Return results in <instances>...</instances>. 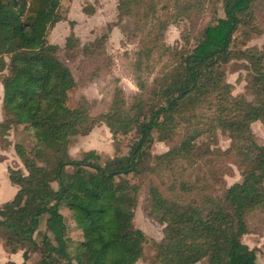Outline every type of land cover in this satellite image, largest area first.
I'll return each instance as SVG.
<instances>
[{"label":"trees","instance_id":"trees-1","mask_svg":"<svg viewBox=\"0 0 264 264\" xmlns=\"http://www.w3.org/2000/svg\"><path fill=\"white\" fill-rule=\"evenodd\" d=\"M206 1L158 6L159 0H117V15L132 20L130 32L139 37L137 92L127 102L115 86L107 111L95 118L86 98L73 108L66 104L76 81L57 58L58 45L47 40L64 17L60 1L0 0V138L25 125L35 140L29 149L14 146L25 173L7 169L16 190L0 205V240L8 253L22 250L23 259L4 264H74L76 256L80 264L136 263L146 236L133 223L132 207L142 189L147 215L163 224L159 264L204 258L208 264H256L254 249L241 238L249 231L248 215L264 214V145L250 128L254 121L264 126V48L241 47L261 33L256 17L264 0H221L223 16L196 31L191 46L165 44L167 26L198 18ZM189 35L182 36L185 43ZM103 39L87 48L96 61L104 54ZM75 45L70 34L67 51ZM234 59L245 62L251 100L231 94L222 67ZM97 122L108 127L114 155L104 158L91 149L71 156L76 137ZM217 130L230 138L228 148L215 146ZM120 133L130 134L125 145ZM155 140L168 149L153 154ZM230 163L241 180L226 185ZM123 200L128 205L121 207ZM61 208L68 209L82 239L67 235ZM39 245L40 258L28 262Z\"/></svg>","mask_w":264,"mask_h":264},{"label":"rangeland","instance_id":"rangeland-1","mask_svg":"<svg viewBox=\"0 0 264 264\" xmlns=\"http://www.w3.org/2000/svg\"><path fill=\"white\" fill-rule=\"evenodd\" d=\"M64 11V17L59 20L48 31L47 40L58 45L56 56L71 71L76 85L72 88L66 98V104L73 108L81 98H86L92 103L90 113L95 118L107 111L112 99L115 86L122 88L126 101L137 92V85L134 77V61L138 50V38L131 34L132 20L119 17L117 0H59ZM174 0H159L158 6L162 4L172 5ZM174 7L171 6V13ZM198 18L181 19L178 23H170L163 36L165 44L171 47H189L193 43L191 38L196 31L203 28L208 22H213L217 17L223 16L221 0H207L200 10ZM257 24L261 30L259 35H254L245 46L261 50L264 48V8L257 15ZM72 34L76 40L73 53L65 47L67 37ZM190 34V35H189ZM189 35L188 43L182 36ZM103 39L104 54L96 58L91 57L87 48L96 39ZM166 60L165 58L163 61ZM225 78L232 85L233 96H243L247 100L252 95L246 91V69L242 60H231L223 65ZM159 65L153 69L150 79L155 76ZM6 74V71L3 72ZM3 90L0 85V121L3 119L2 111ZM254 138L259 144L264 145V126L260 121L250 124ZM31 130L25 125H19L8 131L5 137L0 138V205L10 200L16 188L8 180V168H19L25 173L23 165L15 152V144H22L29 149L35 142L30 134ZM118 139L125 145L130 139V134L120 133ZM215 146L226 149L230 145V138L227 134L217 130L215 133ZM113 139L108 127L103 122H97L86 135L76 137L74 143L68 148L71 156L79 157L82 150L94 149L104 158L114 155ZM168 149V143L155 140L151 152L161 154ZM233 172L224 176L226 185H231L241 180L240 170L232 163L229 164ZM127 201L120 202V206H127ZM135 227L141 229L146 241L143 245L142 257L134 264H159L156 262L158 243L161 241L163 224L151 219L147 215L145 202V189H142L132 207ZM66 225L67 235L74 240L82 239L81 230L77 229L70 212L61 208ZM45 215L41 216L39 228H44ZM249 231L241 238L242 242L256 254V264H264V214L259 211L252 212L247 218ZM43 246L39 245L29 253L28 262L37 261ZM18 259L22 261V250ZM8 251L4 241L0 240V264L8 261ZM74 264H80V256L73 260ZM194 264H208L204 258Z\"/></svg>","mask_w":264,"mask_h":264},{"label":"crops","instance_id":"crops-1","mask_svg":"<svg viewBox=\"0 0 264 264\" xmlns=\"http://www.w3.org/2000/svg\"><path fill=\"white\" fill-rule=\"evenodd\" d=\"M20 253H21L20 251H17L16 253H9V256L11 258H8V260H12V261H15V262L19 263L20 260L18 259V256H19Z\"/></svg>","mask_w":264,"mask_h":264}]
</instances>
